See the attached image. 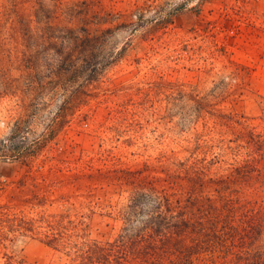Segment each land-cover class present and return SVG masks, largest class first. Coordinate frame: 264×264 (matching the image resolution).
<instances>
[{"label": "rangeland", "instance_id": "374dc122", "mask_svg": "<svg viewBox=\"0 0 264 264\" xmlns=\"http://www.w3.org/2000/svg\"><path fill=\"white\" fill-rule=\"evenodd\" d=\"M189 95L264 134V0H0V264H70L48 216L115 239L127 170L233 163Z\"/></svg>", "mask_w": 264, "mask_h": 264}, {"label": "trees", "instance_id": "16d2710c", "mask_svg": "<svg viewBox=\"0 0 264 264\" xmlns=\"http://www.w3.org/2000/svg\"><path fill=\"white\" fill-rule=\"evenodd\" d=\"M186 98L197 118L209 113L229 129L243 126L231 141L237 145L227 148L233 163L215 156L178 161L156 174L148 166L127 170L135 191L118 212L125 223L115 239H91L84 222L63 225L68 217L57 222L48 216L47 230L40 232L46 245L61 246L70 264H264V134L237 117L212 112L213 105L199 97ZM216 165L224 167L213 174ZM11 222L36 231L33 219L16 216Z\"/></svg>", "mask_w": 264, "mask_h": 264}]
</instances>
